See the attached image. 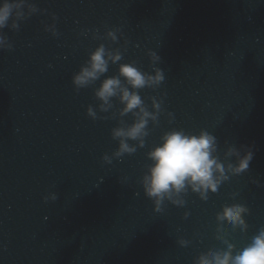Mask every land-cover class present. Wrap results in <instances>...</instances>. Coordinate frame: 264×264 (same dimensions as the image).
<instances>
[{
    "label": "clouds",
    "instance_id": "1",
    "mask_svg": "<svg viewBox=\"0 0 264 264\" xmlns=\"http://www.w3.org/2000/svg\"><path fill=\"white\" fill-rule=\"evenodd\" d=\"M30 0H0V49H12L13 45L4 34L3 29L18 30L20 21L25 20L34 13L40 12ZM56 17L53 14V20ZM45 30L54 36L58 35L55 24L45 25ZM119 29H108L103 39L118 42ZM87 35V32L83 33ZM121 35H123L121 33ZM94 39H101L98 30L93 32ZM128 41H124V50ZM152 67L151 71L140 68L135 60L122 62L123 54L120 47L106 46L99 43L88 53V58L72 75L75 89L95 85L94 95L99 101L96 106L100 112L107 113L114 106L113 98L119 101L121 107L118 116L121 118L118 125L111 129L112 138L118 141V147L102 159L111 163L113 157H123L132 154L138 147L145 146V138L149 135L148 125L158 123L159 115L164 109L163 95L149 97L151 110L140 94L144 88L157 89L165 80L163 69L158 66L160 56L153 49L147 50ZM118 63L117 74L105 76L109 64ZM103 77V79H101ZM88 116L97 118V111L92 105L87 107ZM131 115V122L123 117ZM167 115L172 118L173 114ZM104 119L105 117H100ZM133 141L134 143H130ZM243 149V151H242ZM148 163L143 172L140 183L144 194L153 201L156 211L162 210L165 201L177 206H184V195L189 191L198 194L201 200H207L209 192L215 193L219 186L229 179L230 175H238L249 168L253 158L250 149L237 148L228 145L223 153V159L218 153V140L215 135L205 129L198 132L186 131L183 128H172L164 131L159 142L152 145L147 151ZM235 197L236 193H231ZM56 199L53 193L45 199ZM250 209L244 203H225L216 212L217 238L224 245L207 252H200L193 264H264V227L253 235L245 246H237L229 239L230 232L224 230V225H231V230L246 231L248 223L245 214ZM189 213L185 211L184 216ZM178 243L186 246L190 242L180 238Z\"/></svg>",
    "mask_w": 264,
    "mask_h": 264
}]
</instances>
